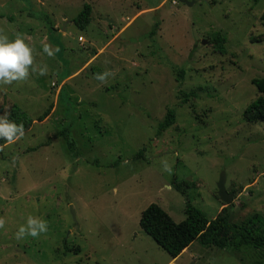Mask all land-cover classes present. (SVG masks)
Wrapping results in <instances>:
<instances>
[{
  "label": "rangeland",
  "instance_id": "obj_1",
  "mask_svg": "<svg viewBox=\"0 0 264 264\" xmlns=\"http://www.w3.org/2000/svg\"><path fill=\"white\" fill-rule=\"evenodd\" d=\"M189 1L0 0V124L14 104L33 120L0 143V264H264L198 241L172 259L140 227L151 204L184 221L187 199L264 216V122L243 116L264 97V0Z\"/></svg>",
  "mask_w": 264,
  "mask_h": 264
},
{
  "label": "trees",
  "instance_id": "obj_2",
  "mask_svg": "<svg viewBox=\"0 0 264 264\" xmlns=\"http://www.w3.org/2000/svg\"><path fill=\"white\" fill-rule=\"evenodd\" d=\"M255 4L259 0H253ZM92 7L85 4L83 10L73 19V23L81 30L91 22ZM264 27V13L261 16ZM226 38L217 36L214 39L215 48L221 54H226L224 44ZM182 79V73H179ZM252 84L260 94H264V78L253 79ZM195 93L185 95L189 98ZM249 123L264 122V97L260 96L249 105L243 113ZM176 115L169 110L165 120L159 124L157 134L174 125ZM33 120L17 105L14 104L0 124V143L3 145L7 140H12L26 132L32 125ZM70 150L75 153V145L68 137H65ZM35 150V149H31ZM141 151L135 158L142 156ZM186 195V191H182ZM186 219L180 223L174 220L159 205L151 204L143 211L140 219V227L149 235L154 242L163 249L172 259L178 258L188 249L193 242L198 241L204 248L216 247L221 250L240 252L243 248L264 251V216L254 214L242 225L231 224L227 208L213 220L198 208L194 207L190 200L186 202Z\"/></svg>",
  "mask_w": 264,
  "mask_h": 264
},
{
  "label": "water",
  "instance_id": "obj_3",
  "mask_svg": "<svg viewBox=\"0 0 264 264\" xmlns=\"http://www.w3.org/2000/svg\"><path fill=\"white\" fill-rule=\"evenodd\" d=\"M179 3L186 4L188 6H192L195 4V1L191 2L189 0H176ZM205 44V42H203ZM218 188V197L219 199L226 205H230L234 198V193H228L226 190V174L223 172L220 176L219 182L217 184Z\"/></svg>",
  "mask_w": 264,
  "mask_h": 264
},
{
  "label": "crops",
  "instance_id": "obj_4",
  "mask_svg": "<svg viewBox=\"0 0 264 264\" xmlns=\"http://www.w3.org/2000/svg\"><path fill=\"white\" fill-rule=\"evenodd\" d=\"M187 250H188V249H186L185 252H186ZM185 252H184V253H185ZM176 259H177V258H176Z\"/></svg>",
  "mask_w": 264,
  "mask_h": 264
}]
</instances>
